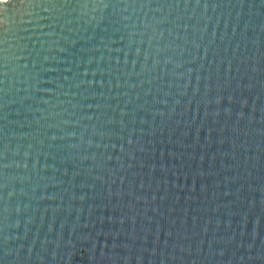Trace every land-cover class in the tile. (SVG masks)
Segmentation results:
<instances>
[{
	"label": "water",
	"instance_id": "1",
	"mask_svg": "<svg viewBox=\"0 0 264 264\" xmlns=\"http://www.w3.org/2000/svg\"><path fill=\"white\" fill-rule=\"evenodd\" d=\"M0 264H264V0L0 5Z\"/></svg>",
	"mask_w": 264,
	"mask_h": 264
},
{
	"label": "snow or ice",
	"instance_id": "2",
	"mask_svg": "<svg viewBox=\"0 0 264 264\" xmlns=\"http://www.w3.org/2000/svg\"><path fill=\"white\" fill-rule=\"evenodd\" d=\"M8 3V0H0V5H6Z\"/></svg>",
	"mask_w": 264,
	"mask_h": 264
}]
</instances>
